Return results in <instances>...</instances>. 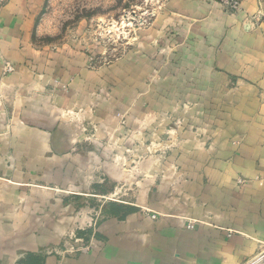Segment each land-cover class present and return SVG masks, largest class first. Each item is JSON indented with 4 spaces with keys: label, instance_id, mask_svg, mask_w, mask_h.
<instances>
[{
    "label": "crops",
    "instance_id": "crops-1",
    "mask_svg": "<svg viewBox=\"0 0 264 264\" xmlns=\"http://www.w3.org/2000/svg\"><path fill=\"white\" fill-rule=\"evenodd\" d=\"M200 9L207 13L209 6L201 2ZM5 15L6 21H0V51L18 68L6 81L19 86L24 82L30 91L37 81L28 74L29 65L33 67L30 59L38 52L20 24L11 28L15 21L25 19L24 14L12 10ZM216 15L199 22L200 27L191 32L199 43L192 47L189 57H201L204 66L246 67L243 55L233 58L227 52L248 46L244 42L228 44L224 36H237L238 29L224 27L227 17L221 12ZM23 62H27V68ZM64 64L70 66L67 60ZM43 66V83L49 84L53 63L45 61ZM146 70L141 67V80L126 76L128 92L109 94V100L96 108L91 94L0 95L12 118L14 132L9 142L16 152L0 155V264H240L252 256L264 258V94H189L195 102L189 123L180 128L176 146L157 156L160 158L153 162V169L142 173L136 202L125 197L109 205L103 203L94 218L84 213L85 208H79L73 216L76 205L61 202L60 209L66 212V225L61 230L51 219L42 222L35 215L26 218L18 213L24 181L32 180L26 195L32 201L24 210H36L41 196L46 201L40 205H51L52 192L45 185L37 187L35 180L39 174L47 181L54 169L61 177L66 173L63 180L68 186L74 169L83 171L81 180L76 174L73 186L81 192L75 195L90 193L91 183L102 187L108 182V189L97 191L93 194L96 196L119 191L113 183L128 177L129 169L122 162L127 163L129 158L107 155L101 140L89 142L98 148L95 154L82 150L75 156L70 149L88 142H83L80 135L74 138L70 121L56 126L54 116L56 110L77 106L83 109L78 114L92 118L103 128H115L116 114L123 113L128 131L137 128L131 123L134 117L142 119V136L148 139L153 125L149 124V115L155 117L154 111L159 114L171 107L166 104L165 109L159 103L176 102L164 99L166 94H132V85L143 86ZM180 96L169 94L167 98L178 100ZM214 114L219 117L215 123ZM196 130L204 132L202 141H198ZM5 141H0V150L8 147ZM55 146L66 152L59 159L47 154ZM7 163L14 165L10 168Z\"/></svg>",
    "mask_w": 264,
    "mask_h": 264
},
{
    "label": "rangeland",
    "instance_id": "rangeland-1",
    "mask_svg": "<svg viewBox=\"0 0 264 264\" xmlns=\"http://www.w3.org/2000/svg\"><path fill=\"white\" fill-rule=\"evenodd\" d=\"M198 2L197 0H0V21H6L5 14H12V10L24 14L25 19L15 21L11 28L15 29L20 24L23 32L27 31L29 44L35 52H38L36 58L30 59L31 62L33 61V67L29 65L31 73L28 74L32 76V81L36 79L37 81L34 82V86L31 85L32 89L29 91L28 84L24 82L19 86L6 81V78L18 68L0 51V95L91 94L96 102L90 105L93 104L96 108L98 104L99 106L102 104L101 102L109 100L106 98L109 94H126L128 86L125 85V77L141 80V67H143L148 68L146 70L148 73L143 74L145 75L143 86L140 88L137 84L132 85V94H166L164 99L176 102L175 105L167 100L164 102L165 105L159 103L165 109L168 107L166 104H170L171 107L167 111H159V114L154 111L155 117L149 115V124L153 125L150 126L149 132L147 131L148 139L146 135L142 136L143 123L139 117H134L131 121L137 128L128 131L130 127L128 121L126 123V117L123 113L116 114L115 128H120L117 133L115 125L103 128L91 120L92 118L78 114L83 109L77 106L56 110L55 125L59 126L60 122L70 121L74 124L72 126L75 131L74 138L77 139L80 135V139L85 140L83 142H88L83 146L81 143L72 147L70 152L75 156L82 150L95 154L98 148L89 142L99 143L101 140L107 155L119 157L121 160L129 158L127 163L122 162V166L127 165L129 169L128 177L120 178L113 183L119 190L114 195L108 193L103 196L93 195L97 191L108 189L106 182L102 187L91 183L88 186L90 193L85 191L86 195L79 196L75 194H80L81 191L73 185L78 178L77 173L82 176L80 180L83 178L82 170L74 169L69 186L66 185V180H63L66 173L61 177L58 174L59 170L54 169L52 178L47 181L36 174L35 185L37 187L45 185L48 187V192H52V197L49 198V202L47 201L51 205L46 207L40 205L46 201L44 196H41L37 199L36 210L29 211V208L24 210L23 208L27 206L25 204L32 201L26 196L32 180L24 181L18 213L26 215V218L35 215L42 222H49L51 219L53 226L61 230V227L66 225L63 221L66 212L60 209L61 202H73L76 205L73 216H76L79 208H85L84 213L91 216L89 218H94L92 215L94 216L98 211V205L103 203L109 205L114 201L124 200L125 197L128 201L136 202L135 193L137 188L142 186L140 183L142 173L153 169V162L156 158H160L157 156L164 155L170 151V147L176 146L174 140L180 128L184 123H189L188 120L192 116L190 110L195 105V102L190 100L189 94H228L229 96L233 94L232 97H235V94H264V0H198ZM201 2L209 6L207 13L202 12V9L199 10ZM217 12L223 13L228 19L224 27L236 28L239 32L237 36L225 35L227 43L244 42L248 46L247 49L240 51L230 50L227 54L233 58L236 55H243L245 65L248 63V66L223 68L204 66L201 57H189L192 47L199 43L191 32L194 28L200 27L199 22L216 17ZM20 18L22 19L23 15ZM66 60L70 66L64 64ZM45 61L53 63L54 68L53 80L49 84L43 83ZM26 65L27 62H23L25 68ZM169 94H181L182 97L174 100L167 98ZM2 98L1 96L0 141L6 140L4 145L8 147L0 150L2 151L0 155L8 156L16 153L9 142L14 131L12 118L7 113ZM229 101L231 102V98ZM216 103L217 101L214 100L213 104ZM90 112L93 114L94 110ZM216 115H213L214 123L219 118L214 117ZM101 130L102 137H100ZM195 133L198 141H202L204 132L196 130ZM65 153L64 148L55 146L47 154L59 159ZM6 165L11 168L14 164ZM24 171L22 169V172ZM112 208L116 210V207L111 206ZM79 217H82L81 213ZM253 259H256L254 261L256 262L258 258L252 256L240 264H250ZM255 264H264V258L259 259Z\"/></svg>",
    "mask_w": 264,
    "mask_h": 264
},
{
    "label": "built area",
    "instance_id": "built-area-1",
    "mask_svg": "<svg viewBox=\"0 0 264 264\" xmlns=\"http://www.w3.org/2000/svg\"><path fill=\"white\" fill-rule=\"evenodd\" d=\"M8 68H9V69H11V67H10V66H8ZM257 258H258V259H257V261H256V262H252V263H250V264H255V263H257V262H258V260H259V259H261V258H263V257H261V256H260V257H257Z\"/></svg>",
    "mask_w": 264,
    "mask_h": 264
},
{
    "label": "trees",
    "instance_id": "trees-1",
    "mask_svg": "<svg viewBox=\"0 0 264 264\" xmlns=\"http://www.w3.org/2000/svg\"><path fill=\"white\" fill-rule=\"evenodd\" d=\"M109 212V211H108ZM112 212V210L109 212V213H111Z\"/></svg>",
    "mask_w": 264,
    "mask_h": 264
},
{
    "label": "bare ground",
    "instance_id": "bare-ground-1",
    "mask_svg": "<svg viewBox=\"0 0 264 264\" xmlns=\"http://www.w3.org/2000/svg\"><path fill=\"white\" fill-rule=\"evenodd\" d=\"M255 260H256V259H255ZM255 260H254V261H255ZM254 261H252V262H254Z\"/></svg>",
    "mask_w": 264,
    "mask_h": 264
}]
</instances>
